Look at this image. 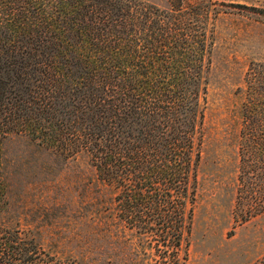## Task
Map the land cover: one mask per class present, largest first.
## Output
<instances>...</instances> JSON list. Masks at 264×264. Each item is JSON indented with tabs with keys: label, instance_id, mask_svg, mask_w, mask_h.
Returning <instances> with one entry per match:
<instances>
[{
	"label": "trees",
	"instance_id": "16d2710c",
	"mask_svg": "<svg viewBox=\"0 0 264 264\" xmlns=\"http://www.w3.org/2000/svg\"><path fill=\"white\" fill-rule=\"evenodd\" d=\"M207 0H0L2 148L25 137L88 157L111 195L99 218L135 238L129 264H181L197 189L214 33ZM235 223L264 214V64L246 73ZM0 264H74L0 222ZM117 264H125L118 262Z\"/></svg>",
	"mask_w": 264,
	"mask_h": 264
},
{
	"label": "rangeland",
	"instance_id": "374dc122",
	"mask_svg": "<svg viewBox=\"0 0 264 264\" xmlns=\"http://www.w3.org/2000/svg\"><path fill=\"white\" fill-rule=\"evenodd\" d=\"M159 7L166 0H142ZM214 33L197 189L181 264H264V214L238 224L233 205L246 73L264 64V0H207ZM6 209L0 222L74 264H129L135 238L99 218L110 194L85 155L64 161L25 137L2 148ZM102 212V214L104 215Z\"/></svg>",
	"mask_w": 264,
	"mask_h": 264
}]
</instances>
